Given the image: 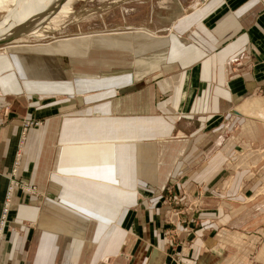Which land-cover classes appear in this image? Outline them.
Masks as SVG:
<instances>
[{
	"label": "crops",
	"instance_id": "0c3cea01",
	"mask_svg": "<svg viewBox=\"0 0 264 264\" xmlns=\"http://www.w3.org/2000/svg\"><path fill=\"white\" fill-rule=\"evenodd\" d=\"M133 31L123 53L132 78L70 85L65 113L56 111L54 61L82 64L88 50L23 45L0 54V218L11 197L0 264H172L155 189L177 190L201 172L189 165L192 141L172 134L202 135L207 115L212 135L217 116L264 92V0H204L158 35ZM261 103L250 99L240 112ZM218 145L211 140L213 156ZM191 152L206 154L204 146ZM13 181L39 195L11 191ZM233 204L202 211L193 264H264V214ZM120 252L131 260L121 262Z\"/></svg>",
	"mask_w": 264,
	"mask_h": 264
},
{
	"label": "rangeland",
	"instance_id": "374dc122",
	"mask_svg": "<svg viewBox=\"0 0 264 264\" xmlns=\"http://www.w3.org/2000/svg\"><path fill=\"white\" fill-rule=\"evenodd\" d=\"M7 1V6H3L7 8L10 6L9 8L12 10L16 8L18 13L20 10L18 4L21 2L24 3V6H21L23 9L25 5L26 9L30 7V13L36 7V0H17V2L16 0H5V2ZM203 1L73 0L70 3L69 11L65 15H61L63 19L60 18L61 21L58 20L57 25L54 27L47 25V30L43 29L41 36L37 38L22 36L24 38L19 41L17 38H21V36L15 34L16 39L8 41L7 45L0 46V54L7 53L6 51L13 47H22L23 45L35 46L37 51L43 49L39 47L49 45L52 51L63 50L62 52H66L63 49L64 46H73L70 49L76 50L75 45L78 43L81 44L79 49L88 50V56L82 64L77 62L69 64L62 58L54 61V81L59 88L56 90V96H58L56 97V111L65 113L64 104L68 99L65 90L70 85L73 86L80 81L91 83L104 80L107 85L110 84L111 86L116 83L127 82L129 77L133 75V73L131 76L127 74L129 70H132V66H128L125 60L126 55H124L126 42L132 35L129 30L144 29L158 35L169 28L176 18L194 7H198ZM1 9L5 10L6 8ZM27 12L29 11L24 10L19 14L24 17ZM6 17L8 20L5 18V14H0V24L3 28L13 21L15 16ZM29 23V18L28 22H23L24 25ZM134 37L136 40L141 39L140 34L134 35ZM55 55L56 57L59 56L57 53ZM121 56H123L122 61L119 62ZM38 64L41 65L40 62ZM141 66L140 64L136 67L133 77L141 73ZM45 67V65L39 67L40 78L47 75L43 71ZM50 72L51 70L47 71L48 74ZM101 75L103 76L101 77ZM138 88L140 86H137ZM94 91L93 89L88 90L89 94H93ZM118 92L119 90H116L109 94L119 96ZM45 99L48 100V98ZM250 99L261 103V100L264 99V92L257 91L248 96H243L237 105L240 108L244 102ZM240 101L244 102L241 103ZM239 108H236L233 113H223V115L217 116L218 127L214 129L212 135L209 133L210 130L205 128L207 115L203 116L201 121L203 122L202 135L200 131L196 133L194 130L190 133L176 130L172 134L171 138L173 139L188 137L192 141L189 144V165L191 168H197L196 165L199 164L197 169L201 171L198 172L200 175L192 176L190 180H179L176 185L177 190L175 186L155 189L159 198L155 205L158 206L159 204L162 208L161 222L164 227L162 234L169 243L167 244L170 249L168 256L172 264H175L176 260L174 255L181 252L187 253L190 263L193 264L191 261L194 244L193 235L200 228L198 227L200 214L210 204L221 206L220 209L224 212V210H230L231 207L223 209L222 203L231 206L237 205L233 202H238V204L244 205L241 210L246 209L247 211L249 209L251 214H264V103H261L259 108L245 114H242ZM5 111L6 108L2 109V112L6 113L7 111ZM172 118L174 117L171 116ZM25 125L27 129L31 127L29 121ZM212 139H219V145L214 150V156L210 148ZM202 146H204L206 153L204 156H200L199 152V148ZM192 148L194 150L197 148L199 156H197V152L196 156L191 152ZM201 157H204V161L199 163ZM16 182L18 185L14 188L20 187L25 190L26 194L39 195L35 186L21 183V181ZM144 189L153 190L149 187H144ZM249 204L250 206H247ZM178 212L180 213L179 216ZM30 225L34 224L30 223ZM118 259L127 263L130 258L126 253L120 252Z\"/></svg>",
	"mask_w": 264,
	"mask_h": 264
},
{
	"label": "bare ground",
	"instance_id": "6f19581e",
	"mask_svg": "<svg viewBox=\"0 0 264 264\" xmlns=\"http://www.w3.org/2000/svg\"><path fill=\"white\" fill-rule=\"evenodd\" d=\"M72 1L73 0H36V3H35L36 7L33 8L34 10L32 11V13H30V7L27 9L25 8L26 5L23 9V7H21V6H24V3L21 2V4H18V5H20L19 6L20 10H18L19 13L21 14V12H24V10L29 11V12L25 13L26 15H24V17H22L23 15H20L16 11V8H14L12 10V8H9L10 7L9 6L8 7L10 9L9 10L7 7H4L6 4H8V1L5 2V0H0V14H5L6 19H7L6 16H8V18H9V16L12 17V15L15 16L13 18L14 20L9 22L5 28H3V26L0 24V31H2V32H0V46L7 45L8 41L16 39V37L14 36L15 34H19L16 36H21V38H17V39H19V41H20V39H22L24 37H28V38L29 37H35V38L40 37L42 30L43 29L47 30V28H48L47 25H49V26L52 25L53 27L55 25H57L58 20L60 18H62L61 15L63 16L69 11L70 3ZM16 2H17V0H16ZM16 2H15V4H16ZM1 8H6V9L4 10ZM11 12H13V13L11 15H9ZM28 18L30 20V23L24 25L23 22H28ZM59 21H61V20H59ZM13 22H15V23H13ZM11 24H13V25H11ZM22 36H24V37H22Z\"/></svg>",
	"mask_w": 264,
	"mask_h": 264
},
{
	"label": "built area",
	"instance_id": "2783aa9c",
	"mask_svg": "<svg viewBox=\"0 0 264 264\" xmlns=\"http://www.w3.org/2000/svg\"><path fill=\"white\" fill-rule=\"evenodd\" d=\"M15 171H16V169L14 168V173H15ZM16 185H18V183L16 182V181H13L12 182V185L10 186V190L12 191V189H13V187H15ZM10 199H11V197H10V191L8 192V194H7V196H6V200H5V206H4V208H3V211H2V215H1V222H0V232H1V229H2V226L5 224V219H6V216H7V214H8V212H9V209H10ZM190 211H192V210H190ZM180 215V213L178 212V216ZM181 224L183 225V226H185V224L183 223V222H181ZM175 256V264H191L190 263V258H189V255L187 254V253H180V254H175L174 255Z\"/></svg>",
	"mask_w": 264,
	"mask_h": 264
}]
</instances>
